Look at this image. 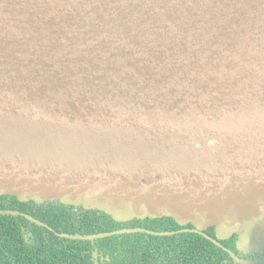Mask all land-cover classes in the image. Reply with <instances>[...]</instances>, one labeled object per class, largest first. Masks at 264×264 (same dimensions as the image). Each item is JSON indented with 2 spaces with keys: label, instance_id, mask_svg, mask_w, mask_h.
<instances>
[{
  "label": "water",
  "instance_id": "1",
  "mask_svg": "<svg viewBox=\"0 0 264 264\" xmlns=\"http://www.w3.org/2000/svg\"><path fill=\"white\" fill-rule=\"evenodd\" d=\"M0 196L264 253V0H0Z\"/></svg>",
  "mask_w": 264,
  "mask_h": 264
},
{
  "label": "trees",
  "instance_id": "2",
  "mask_svg": "<svg viewBox=\"0 0 264 264\" xmlns=\"http://www.w3.org/2000/svg\"><path fill=\"white\" fill-rule=\"evenodd\" d=\"M184 229L194 227H182L171 218L118 223L99 211L60 203H22L14 197L0 196V264H96V260L98 264H172L169 258L173 256L186 258L173 264H231L235 259L223 247L235 251L231 252L240 259L237 236L220 241L222 247L205 236L216 240L213 228L204 234L181 232ZM126 230L143 232L116 234L94 241L60 236H91ZM164 233L169 235H160Z\"/></svg>",
  "mask_w": 264,
  "mask_h": 264
},
{
  "label": "flooded vegetation",
  "instance_id": "3",
  "mask_svg": "<svg viewBox=\"0 0 264 264\" xmlns=\"http://www.w3.org/2000/svg\"><path fill=\"white\" fill-rule=\"evenodd\" d=\"M209 230H211V229H209ZM145 231H149V230H145ZM184 231H189V230L188 229L181 230V232H184ZM149 232H151V231H149ZM230 250L233 251L232 249H230ZM233 252H235V251H233ZM238 257L241 259V262L237 263L235 260L234 261L232 260L233 262L231 264H264V253H252V254L241 253V254H239ZM98 258L99 257H96V259H98ZM178 260L183 261V260H186V258L185 257L179 258L177 256H173L172 258H169V261L170 262L173 261V263L177 262ZM101 261H104L102 256H101ZM96 264H98L97 260H96Z\"/></svg>",
  "mask_w": 264,
  "mask_h": 264
}]
</instances>
